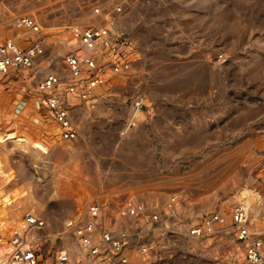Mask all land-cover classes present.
<instances>
[{
  "label": "rangeland",
  "instance_id": "374dc122",
  "mask_svg": "<svg viewBox=\"0 0 264 264\" xmlns=\"http://www.w3.org/2000/svg\"><path fill=\"white\" fill-rule=\"evenodd\" d=\"M22 14L42 24L55 67L85 27L110 15L137 47L131 70L97 89L91 118L76 112L83 133L74 141L39 109L32 84L0 77V220L9 233L32 210L59 231L88 199L153 203L172 193L190 212L223 209L228 219L235 202L252 197L254 229L264 230V0H2L9 37H21L13 19ZM137 101L157 115L143 124L136 115L133 127ZM228 233L136 261L245 264ZM43 262L55 264L53 251L44 249Z\"/></svg>",
  "mask_w": 264,
  "mask_h": 264
},
{
  "label": "built area",
  "instance_id": "2783aa9c",
  "mask_svg": "<svg viewBox=\"0 0 264 264\" xmlns=\"http://www.w3.org/2000/svg\"><path fill=\"white\" fill-rule=\"evenodd\" d=\"M94 12L101 14V8ZM107 20L106 24L88 25L78 34L82 49L63 55L61 68L54 66L57 57L48 55L47 35L33 15L15 17L14 27L21 37L0 43V76L32 84L39 109L53 116L63 140L79 138L81 124L76 112L96 107L97 89L132 68L136 40L118 25L117 17L110 15ZM141 105V101L135 102L129 126L137 125ZM230 215L228 219L223 209L190 212L176 193L153 203L135 198L118 202L88 199L63 220L59 231L32 210L24 215L23 231L8 239L13 246L8 264H44L45 248L53 251L55 264H140L163 259L166 250L178 242L202 241L226 229L244 247L245 264H264V230L254 229L247 201L235 202ZM4 230L0 220V246L5 244Z\"/></svg>",
  "mask_w": 264,
  "mask_h": 264
},
{
  "label": "bare ground",
  "instance_id": "6f19581e",
  "mask_svg": "<svg viewBox=\"0 0 264 264\" xmlns=\"http://www.w3.org/2000/svg\"><path fill=\"white\" fill-rule=\"evenodd\" d=\"M34 16V15H33ZM35 17V16H34ZM36 18V17H35ZM36 20H37V18H36ZM38 21V20H37ZM20 32V31H19ZM16 38H18V37H16ZM76 41V40H75ZM69 43V42H68ZM70 45H73V44H75V42L74 41H71L70 43H69ZM74 51H77V52H79L82 48H81V46H80V42L78 43V46L77 47H74V48H72ZM72 49H70V50H72ZM1 77V76H0ZM34 148H37V149H39V150H43V152H46V151H48V148L46 147V146H44V145H42L41 143H36V145H34L33 146ZM41 148V149H40ZM246 192V191H245ZM244 192V193H245ZM247 203L249 204V206H250V211H251V208H255V206L253 205V203H254V201H253V198L252 197H249V199L247 200ZM4 223V222H3ZM4 226H5V224H4ZM26 227V224H25V221H23V222H21L11 233H9V231H8V229H7V227L5 226V230H4V232H5V235L7 236L6 238H5V244L3 245V246H0V254L2 255V258H1V260H0V262L2 263V264H8V259H9V256H10V254H11V252H12V250H13V246H12V244L8 241V239L12 236V234H14L15 232H22L23 231V229ZM253 227H254V225H253ZM252 227V228H253ZM229 230L230 229H226L225 231H228L229 232ZM224 231V232H225ZM9 233V234H8Z\"/></svg>",
  "mask_w": 264,
  "mask_h": 264
},
{
  "label": "crops",
  "instance_id": "0c3cea01",
  "mask_svg": "<svg viewBox=\"0 0 264 264\" xmlns=\"http://www.w3.org/2000/svg\"><path fill=\"white\" fill-rule=\"evenodd\" d=\"M2 1V0H1ZM0 1V2H1ZM6 1H8V0H6ZM9 2H10V0H9ZM10 9H11V11H14V12H16L17 10H18V7H16V6H13V7H10ZM1 10H3L2 9V7H1ZM118 18V17H117ZM120 26L121 27H124L125 28V26L124 25H121L120 24ZM125 30L126 31H128V29L127 28H125ZM9 32L7 31V29H6V31L4 32L3 31V28L2 27H0V43H1V41H4V40H6L7 38H9ZM18 37V36H17ZM19 38V37H18ZM102 88V87H101ZM144 101V100H143ZM150 101V100H149ZM144 110L143 111H138L137 112V117H138V120H139V122L141 121V124H143V123H149V122H151L153 119H154V117L157 115L156 113H155V110L153 111V107H151V102L150 103H148V104H145V106H144V108H143ZM91 113H92V111H90L89 109H86V108H82V109H80L79 110V114H80V120L83 118V120L86 118V119H90L91 118ZM79 119V118H78ZM79 120V121H80ZM128 120V119H127ZM80 124H81V131H80V135H79V137L82 135V133H83V128H82V121L80 122Z\"/></svg>",
  "mask_w": 264,
  "mask_h": 264
}]
</instances>
